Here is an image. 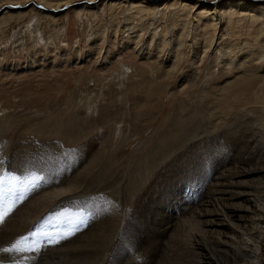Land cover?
I'll use <instances>...</instances> for the list:
<instances>
[{"label":"bare ground","instance_id":"obj_1","mask_svg":"<svg viewBox=\"0 0 264 264\" xmlns=\"http://www.w3.org/2000/svg\"><path fill=\"white\" fill-rule=\"evenodd\" d=\"M83 2L86 3L82 5ZM74 5H77L78 8ZM70 6L75 8L73 11L79 12L82 10V13L83 11H88V21L92 16L94 18L97 16V9H100V7H110L111 12H116L119 16H122L121 22L123 26L118 28L116 25L117 27L114 29L118 30L119 33L121 29L127 28V31L130 30L136 34L134 42L132 40L128 41L129 43H126V47L130 49V44L135 45L136 48L142 46L143 50L138 51H141V53L146 52L150 58L154 56L151 54L153 53L151 50L155 47L152 44L156 45L159 38L158 48H162L161 53H168L166 63L171 64L173 61L172 71L167 73V75L163 73L164 79L167 76L168 79L175 78L177 74L181 73L178 68L187 58L186 54L190 38H194V41L199 43L203 42L201 47L205 49L203 50V59L208 58L207 54L210 53L213 47L221 46L225 57H228L226 59L228 65H233V60H237L242 56L248 57L249 61L247 62L251 66H253L254 62H264V0H215V2L213 0H0V15L2 16L4 13L3 17H6V20L10 22L18 20L22 22L23 19L32 20L37 17L46 20V22L48 21L50 25V22L57 23L62 21L64 15H68L71 11L62 14L63 8ZM35 7H39L41 11H37ZM18 8L25 11H13V9ZM2 9L4 10L2 11ZM200 9L202 12L196 18L198 20L203 17L206 18L203 19L202 26L197 27L192 24V16ZM78 14L81 13L79 12ZM1 16L0 22L3 20ZM182 16L185 18L184 21L180 20ZM94 18L92 19L95 20ZM169 22H172L170 24L171 31H177L176 34H168V30H170ZM225 22L228 39L224 42L220 41L219 34ZM23 24L25 25V23ZM107 25L110 27L109 24ZM178 26L179 28H177ZM114 29L110 31H114ZM131 34L129 35L131 36ZM146 34L149 35L148 39L154 41L157 39L155 43L151 41L152 43L150 44L152 46L147 47L146 41L148 39L145 40ZM117 37L116 39H118ZM221 42L225 44L221 45ZM126 47L124 46V48ZM241 48L246 50V53L236 52L237 49ZM101 49L102 51L98 55H103L104 49ZM147 50L150 51L147 52ZM173 53L175 56H173ZM241 54L242 56H240ZM161 55L160 53L158 54L159 59H161ZM159 59L157 60L159 61ZM166 63L165 66L167 65ZM164 84H166V89ZM151 87L147 101L150 102L152 100L153 102L157 99L160 104L161 101H165L168 96L166 90L169 84L163 81L160 86L155 88L152 85ZM202 98L204 97L200 93L197 94L195 100L191 98L190 101L195 103L192 107L189 106L190 109L182 105L181 114L177 116V120L175 119L173 130L172 127L170 128L171 135L160 137L161 145L158 144L160 139L158 142L156 141L161 148H164V150L170 149L175 156L173 152H177L178 148L172 150V145L170 146L169 143H174L177 147V144L181 146L183 141L190 143L196 138H202L199 146L203 152L202 157L206 154L208 156L203 157L201 161L199 160L200 164L195 169L196 171H189V174L185 175L186 192L181 187L170 190L169 195L172 196V201L169 203L168 215H166V221L163 224L165 236L163 237L166 239H162V242L158 241L153 249L147 250L151 256L150 260L154 264H264V76L252 75L243 77L239 81L232 83V87L226 88L220 101L216 99L211 101L216 107L214 111L210 112L208 108L203 109L202 114L205 118L203 122L205 124L206 120L211 121L210 118L215 120L213 121L215 125H213L212 131L208 130L207 125L203 126L202 122L195 119V117H199L197 101H203ZM187 102L189 104V100ZM160 104H156V106L150 105L148 110L157 111ZM113 119V115H108L102 120H107L111 129L117 126L118 123H112ZM194 119L195 124L193 125L195 127L189 128V126L187 128L185 126L186 121L192 122ZM157 121H151L145 126L142 132H148L149 134L134 144L132 151L128 154L131 160L126 164H120L118 170L111 167L113 170L115 169L116 172L113 171L115 174H110L107 179L103 180L100 179L102 174H99L103 173V169L108 166L106 164L109 162V158L114 155V152L112 154L110 152L111 143H108L111 142V139L109 137L95 138L93 141L88 140L90 141L89 143L80 141L79 146H76L70 144L68 140L74 143L78 141L77 139H81V135L84 132L77 129L80 126L69 125L63 129L62 126L55 125L47 131L45 130L48 135L56 137L60 141L48 140L45 144L35 145L34 150L27 147L30 152L28 151L27 156H25L31 157L30 160H35L34 156L43 155V152L46 154L44 155L45 158L49 157L50 160L51 158L64 160L66 157L73 155L72 172L68 171L66 175V171L60 172V175L57 173L54 175L53 172H50L47 174L49 175L47 181L43 182L44 188H42L44 191L35 187L37 189L34 192L31 191L29 197H27L28 194L26 193L24 197H27V199L22 200V202H26L29 198L32 200L25 206L27 213L23 214H25L26 218L23 217L22 221L18 222L21 226L19 233H17L18 229L17 231L15 230L16 234L14 235L15 232L13 233L14 237L10 238L8 236L6 241L13 242L21 236L22 232L24 233L25 229H30L40 218L51 214L55 210L74 208V211H77L80 204L84 203L87 206V204L92 203L95 204V207H93L99 215L96 224L87 233L76 234V238H74L75 235L69 240L66 239L69 241L67 246L76 251L82 250L81 253L73 257L71 264H104L103 259H105L106 255L108 254L110 257L116 252L114 250L111 251L113 239L111 235L117 229H115L116 226L113 223L115 221L104 224L106 219L105 212L110 209L105 211V207H108L105 206V203L109 201L108 198H115L116 202L120 203L116 211L120 210L118 212H122L118 216H120V224L124 225L127 221L125 219L130 214L126 204L130 201H135L134 198L143 188V183L149 180L156 172L160 164L158 155L162 156L164 153V150L161 152L160 146H158L159 148L157 146L154 147L156 142L153 141L155 144H152L154 148L151 150L146 142L150 139V135L157 133L161 129L156 126ZM151 126L153 128L150 131ZM124 138L122 137V139ZM102 142L105 144L103 145ZM11 146L12 148L10 147L8 152H3V149L0 150V171H6L7 165L5 163H7V160L26 158L17 152L20 150H14L16 144ZM22 146H24L23 143ZM93 147L96 148V151L91 153ZM128 155L125 157L126 159L129 157ZM140 156L142 158L137 160ZM165 158L164 160H166ZM38 159L41 158L38 157ZM82 160L84 161L81 162ZM47 161L49 162V160ZM101 161H104L102 165L100 164ZM224 165L227 167L221 169ZM97 170L99 174H96ZM110 171L112 173V169ZM48 189L51 190L47 191ZM106 191L110 192L106 193ZM190 191H194L193 195L188 196L192 200V206L189 205L190 203L181 201L183 198L181 194L187 195ZM234 201H242L246 205L238 206ZM100 204L104 207H102L103 210L101 209L104 213L103 215H101L102 211L99 209ZM93 231H97L100 234L104 231L107 233L104 241L110 242V248L104 252L105 247L101 246L104 248L99 252L103 253L102 258H99L98 255L92 253L89 249V246H91L90 239H92L90 234ZM98 247L101 249L99 244L97 245ZM97 248L95 249L96 251ZM42 251L40 254L44 253ZM49 253L51 252L49 251ZM104 253L106 254L104 255Z\"/></svg>","mask_w":264,"mask_h":264},{"label":"rangeland","instance_id":"obj_2","mask_svg":"<svg viewBox=\"0 0 264 264\" xmlns=\"http://www.w3.org/2000/svg\"><path fill=\"white\" fill-rule=\"evenodd\" d=\"M84 3L86 2H83L82 5ZM35 8L37 11H41L39 7ZM73 9H75L73 6L63 8L62 14L71 11L68 15H64L62 21H58L57 23L50 22V25L48 21L47 23L46 20L37 17L32 20L23 19L22 22L21 20L10 22L6 20V17H3L4 13L2 16L0 15L3 17L1 18L3 20L0 22V145L2 146L0 150L3 149V152H8L9 148H12L11 145L16 144L14 150H20L21 152H17L21 156L26 157L28 151L30 152L27 147L34 150L35 145L45 144L48 140L60 141L58 138L50 136L45 132L50 127L60 125L65 129L69 125L80 126L77 129L86 134L83 133L81 135L82 140L79 138L80 140L77 139L78 141L74 143L68 140L72 145L79 146L80 141L89 143L91 140L93 141L95 138L100 137H109L111 139V142L108 144L111 143L110 152L111 154L114 152V155L108 160L110 164H106L108 168H104L103 173L99 174L98 170L96 171V174H102L101 180L107 179V176L110 174H115V169L118 170L120 164H126L131 160L128 154L132 151L137 141L148 136V132L143 133L142 131L151 121H157L158 119L156 126L161 129L157 133L155 132L156 135L153 133V137L150 135V139L146 141L150 150L155 146L158 147L161 145L160 143L162 141L160 137L171 135L170 128L172 127L173 130L177 116L181 114L182 105L190 109L195 103L190 101V99L195 100L197 94L200 93L204 98H202L203 101H197L199 117H195V119L202 122L203 126L207 125L208 130L212 131L213 125H215L213 121L215 120L210 118L211 121L206 120L207 122L205 124L203 122L205 120L202 114L203 109L208 108L210 112L214 111L216 107H214L211 101L213 99L220 101L226 88L232 87V83L239 81L243 77L252 75L264 76V62H254L252 64L253 66H251L247 62L249 61L248 57L245 58L242 56V54L246 53V50L242 48L237 49L236 52L242 53L240 55L242 57L233 60V65H228L226 60L228 57H225L221 46L213 47L214 49L212 48L210 53L207 54L208 58L203 59V50H205L201 48L203 42L199 43L194 41V38H190L186 54V57L189 58L187 59L185 57L186 59L178 68L181 73L177 74V71L175 72L177 74L175 78L168 79L167 76L164 79L163 73L167 75V73L172 71L173 61L171 64L166 63L168 53H161L162 48H158V44L160 43L159 38L154 41L148 39V34L145 35V40L148 39L146 41L147 47L151 45V41L155 43L157 40L156 45L152 44L155 46L153 49L151 48L153 52L151 54L154 56L150 58L146 52L141 53V51H138L143 50L142 46L136 48L135 45L130 44V49L126 47V43H129L130 40L134 42L136 34L130 30L127 31V28L121 29L119 33L118 30L114 29L117 26L118 28L123 26L121 22L122 16H119L116 12H111L110 7H100V9H97V16L95 18L92 16L89 21L88 11H83L82 13L81 10L79 11L81 14H78L79 12L73 11ZM13 11L21 12L25 10L18 8L13 9ZM201 12L202 10L200 9L192 16V24H195L197 27H201L204 22L203 19L206 18L203 17L201 20L196 18ZM111 17L112 19L110 20ZM180 20L184 21L185 18L182 16ZM29 21L30 23H28ZM171 23L169 22L170 30H168V34H176L177 31H171ZM225 25L226 22L223 24L219 34L220 41L224 42L228 39ZM108 28L116 31L114 32L112 30L113 33ZM115 35L116 37L118 36V39H116ZM128 36L130 37L128 38ZM224 42L220 44H225ZM170 43L172 42L170 41ZM101 48L104 49V52H102L103 55H98L102 51ZM159 53L160 55L162 54L160 56L161 59L158 58ZM174 53L173 56H175ZM165 63L167 64L166 66ZM163 81L169 84L166 90L168 96L165 101H161V104L157 99L153 102L152 100L148 102V96H150L148 93L152 89L151 86L154 85L156 88L163 84ZM164 86L166 89V84ZM164 86L162 85L163 88ZM188 100L189 104L187 102ZM208 100H210L209 103ZM156 104H160L157 111L153 110L152 112L148 110L150 105L156 106ZM108 115L114 116L112 123L118 122L120 124L117 123V126L110 129L109 122L102 120ZM195 119L192 122L187 120L185 126L187 128L189 126V128L195 127L193 125L195 124ZM151 128L153 126L150 127V131L152 130ZM84 137L87 138L85 139ZM122 137H125L124 139H127L128 142L122 139ZM158 140L160 141L158 143L160 145L157 144ZM201 140L202 138H196L190 143L182 140V145L180 144L181 146H179L177 144V147L174 143H169L170 146L172 145V150L178 148L177 152H173L175 156L171 153L172 151L170 149L164 150L160 146L161 152L163 150L164 153L167 152L166 154L163 153L164 156L158 155L160 159L158 168H160H157L153 175L154 177L152 176L143 183V188L134 198L135 201H130L126 204L130 214L125 219L127 220L124 224L125 226L120 224V216H118L122 212H118L120 210L116 211L120 203L116 202L115 198H108L109 201L107 200L108 202L105 203V206L108 207H105V211L106 209H110L105 212L106 219L104 224L115 221L113 223L116 227H114L118 231L116 229L111 235L113 237L111 251L114 250L116 252L110 257L107 254L105 257L106 260L103 259L104 264H154L150 260L151 256L148 251L153 249L158 241L162 242V239H166L164 238L163 224L166 221V215H168L169 203L172 201V196L169 195V192L171 189H178L180 187L186 192L185 175H188L189 171L197 169L202 158L208 156L206 154L202 157L203 152L199 147ZM153 141H157L156 144ZM22 143L24 146H22ZM102 143L103 145L105 144L104 142ZM152 144H155L154 147ZM95 151L96 148L93 147L91 153ZM42 154L39 156L35 155V160H30L31 157L7 160V163H5L7 165L6 171H0V177L8 172L7 180L10 179L17 186L23 187L27 191V197H29L31 191L34 192L37 189L35 187L44 191L43 182L47 181V177H49L47 175L48 173L53 172L54 175L55 173L60 175V172L66 171V175L68 171L72 172L71 164L73 155L66 157L64 160L52 158L50 160L49 157L45 158V153L42 152ZM145 154L143 155L146 157ZM127 155L129 157L126 159L125 157ZM37 156L41 159H38ZM142 156L137 158V160L142 158ZM132 158L135 157L133 156ZM59 160L62 161L56 162ZM162 160L165 162H161ZM103 163L104 161H101L100 164L102 165ZM111 167L115 169L113 170ZM226 167L224 165L221 169H225ZM109 169H112V173H110L111 171ZM37 177L39 179H36ZM49 190L51 189L47 191ZM107 192L109 193L110 191ZM193 194L194 191H190L187 195L182 193L183 198L181 201L190 203L189 205L192 206V200L188 196ZM27 197H24L22 200H26ZM30 199H28L29 202L28 200L22 202L21 200L15 207H12L13 210L5 217L3 225H0V247H7L8 244L12 243L6 241L7 237L10 236V238H13L17 229V233H19L21 226L18 222L22 221L23 217L26 218L23 213H27L25 206L32 201ZM234 203L238 206L246 205L242 201H234ZM82 204H80L78 209L76 208L77 211L89 209L93 212V220L86 230L79 233V235L92 230L90 228L96 224V220L99 218L98 212L94 208L95 204L91 203L87 204V206L84 203ZM102 207L103 205L100 204L99 209L103 210L104 207ZM72 209L62 208L53 211L51 214L75 210L74 208ZM103 214L102 211L101 215ZM113 218L118 220L116 221ZM28 230L25 229L21 236ZM96 232L93 231L90 234L92 239H90L91 246H89V249L92 253L98 255L99 258H102L103 253L99 252L104 248L101 246L105 247L104 252H106L110 248V242L104 241L107 235L105 231L103 233L101 232V234ZM76 237L77 235L74 238ZM67 242L69 241L62 240L58 245L42 247L40 248L41 251L43 249L42 252L44 253L42 254H40V250V252L34 251L33 253L27 252L24 254L0 253V260H3L4 264H13V258L16 257L19 258V264H71L73 257L81 253L82 250L79 249V251H76L68 247ZM98 244L101 249L99 247L97 248ZM50 248L51 250H49ZM96 248L97 251L95 250Z\"/></svg>","mask_w":264,"mask_h":264},{"label":"snow or ice","instance_id":"obj_3","mask_svg":"<svg viewBox=\"0 0 264 264\" xmlns=\"http://www.w3.org/2000/svg\"><path fill=\"white\" fill-rule=\"evenodd\" d=\"M213 2H215V0H213ZM36 179H39V177H37ZM0 192L4 193V196L10 194V190L8 189H0ZM4 196H0V225H3L5 217L12 211L13 207L12 204L7 203V201L4 199ZM23 198V196H17L16 201H14V203L19 202ZM79 223L83 225L86 223V221L81 219ZM41 235L47 237L49 234L41 233ZM36 236L37 232L35 231H31L27 235L19 236L9 246L0 247V253L24 254L27 252L39 251L40 242L36 240ZM0 264H4V261L0 260ZM13 264H19V258L14 257Z\"/></svg>","mask_w":264,"mask_h":264}]
</instances>
